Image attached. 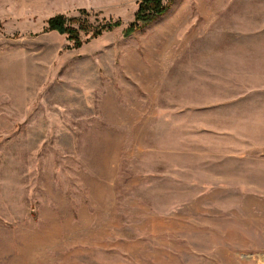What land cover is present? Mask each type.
<instances>
[{
    "label": "rangeland",
    "instance_id": "obj_1",
    "mask_svg": "<svg viewBox=\"0 0 264 264\" xmlns=\"http://www.w3.org/2000/svg\"><path fill=\"white\" fill-rule=\"evenodd\" d=\"M140 2L0 0V264H264L259 109L225 89L264 0L131 33ZM59 15L120 25L77 46Z\"/></svg>",
    "mask_w": 264,
    "mask_h": 264
},
{
    "label": "crops",
    "instance_id": "obj_2",
    "mask_svg": "<svg viewBox=\"0 0 264 264\" xmlns=\"http://www.w3.org/2000/svg\"><path fill=\"white\" fill-rule=\"evenodd\" d=\"M229 39L227 43H234L238 49L236 52L241 54V72L235 73L240 75V80L231 83L227 80L226 90H234V87L240 90L236 95L229 94L231 98L227 100L234 106L257 107L259 129L264 134V117L261 114V108H264V23L259 22L257 30ZM258 147V171L264 176V142Z\"/></svg>",
    "mask_w": 264,
    "mask_h": 264
},
{
    "label": "trees",
    "instance_id": "obj_3",
    "mask_svg": "<svg viewBox=\"0 0 264 264\" xmlns=\"http://www.w3.org/2000/svg\"><path fill=\"white\" fill-rule=\"evenodd\" d=\"M168 9L169 4H166L164 0H141L139 10L136 15L137 22H135V24H131L128 31L132 33L135 30L140 29L142 26L150 24L159 16L165 14ZM69 21H71L72 23H80V28L78 29L70 25L68 23ZM48 23L51 30H57L62 34H67L77 46L82 45V40L80 39V30L88 31L90 29V31H92L94 35H100L104 30H112L116 26L120 25L119 22H105L101 27L94 28L90 24H85L81 21L78 22L76 18H72L69 20L62 15L51 18Z\"/></svg>",
    "mask_w": 264,
    "mask_h": 264
}]
</instances>
